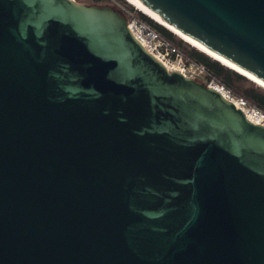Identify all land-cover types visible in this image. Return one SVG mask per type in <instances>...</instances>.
<instances>
[{"label":"water","instance_id":"1","mask_svg":"<svg viewBox=\"0 0 264 264\" xmlns=\"http://www.w3.org/2000/svg\"><path fill=\"white\" fill-rule=\"evenodd\" d=\"M141 1L264 82V0ZM0 264H264V125L110 4L0 0Z\"/></svg>","mask_w":264,"mask_h":264},{"label":"built area","instance_id":"2","mask_svg":"<svg viewBox=\"0 0 264 264\" xmlns=\"http://www.w3.org/2000/svg\"><path fill=\"white\" fill-rule=\"evenodd\" d=\"M78 1V0H77ZM127 25L133 35L142 43L146 50L161 60L169 70H178L186 77L203 82L206 86L216 89L223 97L234 102L241 108L247 118L255 124L264 125V110L251 104L246 98L228 88L208 66L185 54L167 36L157 29L152 22L135 15L133 11L126 14Z\"/></svg>","mask_w":264,"mask_h":264},{"label":"trees","instance_id":"3","mask_svg":"<svg viewBox=\"0 0 264 264\" xmlns=\"http://www.w3.org/2000/svg\"><path fill=\"white\" fill-rule=\"evenodd\" d=\"M120 1L125 3L124 0ZM140 11L141 12H138L139 16H142L143 18L152 22L157 29H159L165 36H167L176 46L180 47L185 54L200 62L205 63L208 68L214 73V75L219 78L234 93L243 96L251 104L264 110V87L262 85L258 84L242 73L230 68L229 66L213 58L194 45L193 46L195 48L186 44L184 42L186 40H183V38L171 32L170 30L159 24V22L157 23L156 20L154 21L153 18H150V16L148 17L146 13L143 14L142 10Z\"/></svg>","mask_w":264,"mask_h":264},{"label":"bare ground","instance_id":"4","mask_svg":"<svg viewBox=\"0 0 264 264\" xmlns=\"http://www.w3.org/2000/svg\"><path fill=\"white\" fill-rule=\"evenodd\" d=\"M132 4H134L138 9L142 10L144 13H146L148 16L159 22L160 24L164 25L165 27L169 28L172 30L175 34L179 35L181 38L189 42L190 44L194 45L195 47L199 48L200 50L206 52L213 58L219 60L220 62L224 63L225 65L229 66L230 68L242 73L245 76H248L250 79L254 80L258 84L262 85L264 87V82L258 80L254 75L246 72L245 70L241 69L238 65L230 61L229 59L216 54L215 52L211 51L208 49L205 45L202 43L188 37L181 31H179L177 28H175L173 25H171L167 20H165L163 17H161L158 13L153 11L150 7H148L144 2L141 0H128Z\"/></svg>","mask_w":264,"mask_h":264},{"label":"rangeland","instance_id":"5","mask_svg":"<svg viewBox=\"0 0 264 264\" xmlns=\"http://www.w3.org/2000/svg\"><path fill=\"white\" fill-rule=\"evenodd\" d=\"M124 2L120 0H79V2H86V3H98V4H110L118 9L126 16V14L129 13V11H133L135 15H138V12H141L134 4L129 2L128 0H124ZM137 13V14H136ZM143 13V12H142ZM144 14V13H143ZM178 37V36H177ZM180 39V37H179ZM184 40V39H183ZM186 44L190 45L191 47H194L192 44H190L187 41H184ZM195 48V47H194ZM197 49V48H196Z\"/></svg>","mask_w":264,"mask_h":264}]
</instances>
